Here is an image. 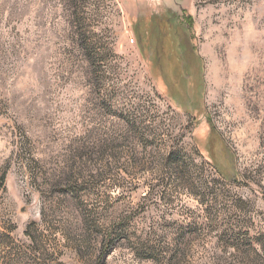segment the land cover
I'll return each instance as SVG.
<instances>
[{
    "label": "rangeland",
    "instance_id": "obj_1",
    "mask_svg": "<svg viewBox=\"0 0 264 264\" xmlns=\"http://www.w3.org/2000/svg\"><path fill=\"white\" fill-rule=\"evenodd\" d=\"M0 264H264V0H0Z\"/></svg>",
    "mask_w": 264,
    "mask_h": 264
}]
</instances>
